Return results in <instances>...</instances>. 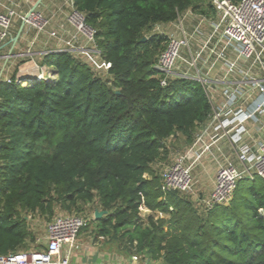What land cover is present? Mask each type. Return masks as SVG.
<instances>
[{
	"label": "trees",
	"instance_id": "obj_1",
	"mask_svg": "<svg viewBox=\"0 0 264 264\" xmlns=\"http://www.w3.org/2000/svg\"><path fill=\"white\" fill-rule=\"evenodd\" d=\"M72 3L107 69L100 75L69 52H46L36 61L46 69L41 78L24 73L17 84L15 69L9 82L0 79V255L32 239L28 214L82 217L73 213L94 204L104 212L94 219L96 235L136 255L162 264H264V180L239 179L231 200L209 210L161 191L167 142L190 145L210 105L197 82L160 85L154 64L168 38L151 31L188 10L213 17L211 0Z\"/></svg>",
	"mask_w": 264,
	"mask_h": 264
},
{
	"label": "built area",
	"instance_id": "obj_2",
	"mask_svg": "<svg viewBox=\"0 0 264 264\" xmlns=\"http://www.w3.org/2000/svg\"><path fill=\"white\" fill-rule=\"evenodd\" d=\"M69 3L66 22L72 31L66 39L49 29L50 20L41 12L20 14L5 6L0 12V43L12 38L11 28L17 18L36 35L47 34L60 40L64 49L59 52H69L77 58L80 54H90L89 58L96 55L101 60L94 30L73 7L72 0ZM211 4L214 17L198 16L197 24L190 30L185 28V15L177 17L174 22L178 35L168 38L154 64V69L162 74L161 86L173 79L197 82L210 105L207 120L195 131L192 143L161 170V191L192 195L194 167L221 139L228 140L235 155L236 165L218 163L209 195L198 200L204 210L227 204L239 179L264 180V140L255 146L244 142V138H252L247 128L250 123L264 133V0H211ZM159 29L156 25L153 31L162 34ZM101 62L105 72L107 65ZM28 67L26 71L16 67L15 83H21L24 73L42 77V68L36 62ZM4 80L9 82V77ZM84 226L86 219L79 216L54 217L46 225L41 250L0 255V264H72L79 250L78 234ZM129 260L128 264H137L139 257L134 254ZM116 264L127 263L119 260Z\"/></svg>",
	"mask_w": 264,
	"mask_h": 264
},
{
	"label": "crops",
	"instance_id": "obj_3",
	"mask_svg": "<svg viewBox=\"0 0 264 264\" xmlns=\"http://www.w3.org/2000/svg\"><path fill=\"white\" fill-rule=\"evenodd\" d=\"M38 0H0V12L3 11V7H13L17 13L24 14L30 11L36 4ZM37 11L41 12L49 21V29L58 32L59 36L66 39L71 33L72 28L67 24L66 17L70 10L69 0H41L37 5ZM182 15H185V28L190 30L198 22L197 14L191 13V11H186ZM204 24V23H203ZM22 26V30L19 34L17 42L13 45L11 39L5 40L0 43V79H5L7 77L8 69L12 70V73L16 69L15 63L23 58H29L26 64H31L40 59V55L46 52H59L64 49V45L60 40L48 37L47 34L36 35L35 31L28 28L22 24L19 19H15L11 28L12 38L18 33ZM160 32L169 37H176L178 31L175 28V22L159 25ZM207 31V26L202 27V32ZM177 34V35H175ZM75 55V54H74ZM77 56V55H76ZM27 68V67H25ZM218 98V97H216ZM264 122V118L262 120ZM203 126V125H202ZM200 126L198 129H200ZM248 131L252 138H244V142L250 146H255L258 142L264 140V133L258 132L256 126L252 123L247 126ZM181 141V140H180ZM177 142L176 138H172L167 142V148L169 150V157L173 152L174 144ZM189 145L182 144V151H185ZM225 162L236 163L235 155L231 149V145L228 140H219L216 147L212 148L209 154H205L201 161L194 167L193 173L202 172V174H207L211 168L216 169L219 164ZM197 167V169H196ZM196 169V170H195ZM214 177L211 181V187H213ZM212 189V188H211ZM79 243V250H77L73 256L72 264H104L102 262L96 261L98 258L104 259V255L100 253L99 249L91 250L89 244ZM119 259H112L109 264H116ZM121 262H126L121 260Z\"/></svg>",
	"mask_w": 264,
	"mask_h": 264
},
{
	"label": "rangeland",
	"instance_id": "obj_4",
	"mask_svg": "<svg viewBox=\"0 0 264 264\" xmlns=\"http://www.w3.org/2000/svg\"><path fill=\"white\" fill-rule=\"evenodd\" d=\"M212 15V14H211ZM214 17V14L212 15ZM157 33L156 31H151V33ZM177 35V34H175ZM81 59H83L88 66L92 68L94 72L100 75H104V69L102 67V62L99 59L98 56L92 55L90 58V54H80L78 55ZM19 61L13 64V66H16ZM29 64H20L17 65V68H25L28 67ZM7 77H9L12 74V70L8 69ZM41 74L46 75V69L42 68ZM182 141H177L174 144L173 152L171 153L168 160L164 163V165L170 164L175 156L179 153H181L183 147H182ZM163 168V165H158V171L160 173L161 169ZM197 169V167H196ZM195 169V170H196ZM215 174V168H211L210 171L207 174H202V172L198 171L196 173L192 172V176L194 179V185H193V194L187 195V197L190 198V200L198 205V200H201L202 198H206L210 191H211V181ZM95 205L90 204L84 206L83 210L78 213L73 214H79L80 216L84 217L86 219L87 227L85 230H81L78 234V241L80 243H86L89 244L91 247V250L97 251L99 249L100 253L104 255V259L101 260V258H98L96 261H100L102 263H109L112 259H119V260H125V263H129V258L134 255L133 250L128 249L127 245L120 241H112L107 238L99 237L95 233V223H94V212ZM66 213L62 212L60 209L55 210V216L64 215ZM149 214L148 211L145 209H141V215L143 217L147 216ZM161 215V214H158ZM162 216V215H161ZM50 220H47L46 218L39 216L37 214H28L26 219V225L28 230L30 231L32 235V239L27 240L24 250H41L43 248L44 244V238H45V232H46V225ZM136 255V254H135ZM139 257V261L137 264H162L160 260H153L150 258L147 254H141L137 255ZM101 264V263H98Z\"/></svg>",
	"mask_w": 264,
	"mask_h": 264
},
{
	"label": "water",
	"instance_id": "obj_5",
	"mask_svg": "<svg viewBox=\"0 0 264 264\" xmlns=\"http://www.w3.org/2000/svg\"><path fill=\"white\" fill-rule=\"evenodd\" d=\"M40 2H41V0H38L37 4H36V5H35L30 11L35 10L36 7H37V5H38ZM21 30H22V26H21L20 30L18 31V33H17L13 38H11V42L13 43V45L17 42ZM143 40H145V38H144ZM103 213H104V212L95 211V212H94V219H98V218H100V217L103 215Z\"/></svg>",
	"mask_w": 264,
	"mask_h": 264
},
{
	"label": "bare ground",
	"instance_id": "obj_6",
	"mask_svg": "<svg viewBox=\"0 0 264 264\" xmlns=\"http://www.w3.org/2000/svg\"><path fill=\"white\" fill-rule=\"evenodd\" d=\"M21 70H24V71H26V70H29V67H27V68H23V69H21ZM24 71H20V72H24Z\"/></svg>",
	"mask_w": 264,
	"mask_h": 264
}]
</instances>
